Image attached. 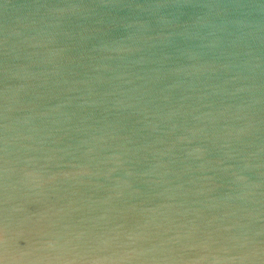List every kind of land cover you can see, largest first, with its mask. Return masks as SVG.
<instances>
[{
	"label": "clouds",
	"instance_id": "clouds-1",
	"mask_svg": "<svg viewBox=\"0 0 264 264\" xmlns=\"http://www.w3.org/2000/svg\"><path fill=\"white\" fill-rule=\"evenodd\" d=\"M117 7L121 6H39L32 20L34 33L11 42L6 38L5 47L46 46L56 41L63 25L102 16ZM148 7L162 16V9L179 5ZM247 8L264 13V0ZM213 14L219 13L205 12L198 19L203 22ZM175 19L173 15V28L178 27ZM125 27L136 31L118 41L98 36L96 50L129 54L140 50L138 41L151 39L145 35L147 20L133 19ZM34 54L39 53H26ZM72 59L68 45L45 47L44 60L53 65L47 74L58 75L59 62ZM34 75L25 71L22 78L29 80ZM26 87L21 84L5 90L0 137V264H264V239L257 238L264 236V223H255L264 220L260 214L264 207L246 212L244 223L236 218L237 210L256 202L258 195L264 205V171L258 173L259 180L247 175L251 169H264V141L255 152L242 147L260 131L253 121L223 125L226 131H219L214 125L209 127L217 117L181 105L168 109L162 121L151 126L168 137H157L152 144L164 147L152 148L104 117L80 116L72 122L63 111L72 101L68 97L35 113L58 125L55 132L39 136L29 120L24 121L28 127H23L10 115L18 93ZM178 127L182 132L174 135ZM177 159L183 170L201 173L197 193L223 190L213 198L210 216L205 215L203 202L176 199L175 188L180 186L164 180L168 165ZM162 184L168 186L161 188ZM99 192L103 195H97ZM158 198L163 199L155 202ZM232 229L241 231L233 234Z\"/></svg>",
	"mask_w": 264,
	"mask_h": 264
},
{
	"label": "water",
	"instance_id": "water-1",
	"mask_svg": "<svg viewBox=\"0 0 264 264\" xmlns=\"http://www.w3.org/2000/svg\"><path fill=\"white\" fill-rule=\"evenodd\" d=\"M261 2L0 0V137L3 135L5 90L26 84L27 87L18 93L10 115L19 120L23 127H28L24 121L29 120L36 126L39 136L55 132L58 125L48 118L36 117L35 113L42 111L45 105L72 97L71 103L65 104L63 109L72 122L80 116L92 119L104 117L137 142L149 144L152 148H163L164 144H152V141L165 137V133L154 132L151 126L162 121L168 109L182 105L185 109L195 108L196 111L217 117L209 123V127L214 125L219 131H226L223 125L253 121L260 131L248 137L250 143L242 147L255 152L264 141V13L250 11L247 6ZM74 3H110L121 7L113 8L102 16L81 18L71 26L63 25V31L57 32L56 41L46 46L33 49L23 45L15 50L11 47L6 49V38L11 42L34 33L32 20L39 6L59 7ZM156 3L179 7L162 9L161 16L160 13H151L148 7ZM193 4L197 7L193 8ZM204 5L227 8L209 9L202 7ZM209 11L219 14L205 17L201 22L198 17ZM173 15L178 25L175 28L170 26ZM133 19L149 22L145 35L151 36V39L138 41L142 45L139 51L119 54L96 50L94 45L98 42V36L117 41L128 38L136 30L125 25ZM64 45H68V53L73 59L59 62L58 75L47 74L53 65L44 60L45 47ZM28 52L39 54L28 56ZM25 71L35 75L25 80L22 78ZM57 80L60 83H54ZM69 87L73 89L71 92H61V89ZM50 96H56V99L49 100ZM161 127L167 128V125L161 124ZM181 132L182 128L178 127L174 135ZM47 138L51 140L52 136ZM67 140L68 137H64V141ZM148 155L151 159L150 152ZM261 159H264V154H261ZM168 167L170 171L164 180L173 186H180L175 188L176 199L189 203L203 202L205 215L210 216L214 211L210 207L214 203L213 198L221 195L223 190L197 193L201 173L183 170L178 159ZM261 171L264 169H251L247 175L251 180H259L262 179L258 175ZM167 186L162 184L161 188ZM97 195H103V192ZM160 199L163 198L155 202ZM260 199L258 195L256 202L243 205L237 210L236 218L241 219L242 223L246 222V212L264 207L259 203ZM260 214L264 216V211ZM255 223H264V220ZM239 231L231 230L233 234ZM222 234L229 235L227 232ZM257 238L264 239V236Z\"/></svg>",
	"mask_w": 264,
	"mask_h": 264
}]
</instances>
